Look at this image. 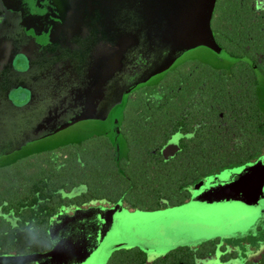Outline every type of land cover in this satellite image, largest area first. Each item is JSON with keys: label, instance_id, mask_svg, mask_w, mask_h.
Returning a JSON list of instances; mask_svg holds the SVG:
<instances>
[{"label": "flooded vegetation", "instance_id": "af4514ba", "mask_svg": "<svg viewBox=\"0 0 264 264\" xmlns=\"http://www.w3.org/2000/svg\"><path fill=\"white\" fill-rule=\"evenodd\" d=\"M23 1L0 0V27L5 28L7 57L11 58L14 74L31 71L27 57L33 56L17 52L23 47L20 44L26 42L25 39L42 44L59 34L57 26L62 22L60 10L64 6L59 0ZM210 29L216 45L237 61L227 69L214 68L195 58L185 59L159 80H146L144 85L131 91L119 126L126 144L125 156L115 160L116 151L106 136H93L80 144L66 145L73 146L75 162L83 168L78 152L90 143L100 144L102 148H97L96 152L101 161L125 180L127 188H118L116 195L94 194L80 181L69 189L60 190L53 198L55 205L49 210L52 212L47 226L49 249L0 256L22 257L49 252L51 229L58 228L62 220L82 215L74 226L67 223L63 227L74 237L85 225V242L89 247L86 251L90 252L86 258L90 264H100L97 261L104 252L107 255L103 264H264L263 246L246 244V248L238 250L226 246L218 237L201 242L173 241L180 234L178 228L182 216L188 213L186 207L197 199L192 194H204L203 186H207L208 177L243 170L259 164L261 159L264 165V124L255 129L252 125L254 108L264 116L257 95L258 84L264 88V0H215ZM221 60L220 56L216 57L220 65ZM37 63L42 72L48 70L44 58ZM9 98L20 106L28 101L29 92L23 87L12 88ZM242 113L245 127L237 124V115ZM140 127L147 130L140 131ZM254 130L260 142L253 143ZM243 137L244 148L240 142ZM172 139L178 150L165 158L163 148ZM62 148L42 153L57 157ZM237 151L245 155L255 152V156L221 167L220 156ZM126 171H209L210 174L182 181L169 190L162 189L157 197H140L135 195ZM142 203L149 205H140ZM37 205L39 208V203ZM2 212L0 208L1 215L9 214ZM196 235L190 237L194 239Z\"/></svg>", "mask_w": 264, "mask_h": 264}, {"label": "water", "instance_id": "95a60500", "mask_svg": "<svg viewBox=\"0 0 264 264\" xmlns=\"http://www.w3.org/2000/svg\"><path fill=\"white\" fill-rule=\"evenodd\" d=\"M214 2L59 0L64 5L57 26L60 35L42 44L33 39L20 44L23 47L17 52L33 56L27 57L31 71L24 74L13 72L2 25L0 168L93 136L110 140L116 161L125 156L119 126L131 91L146 80H159L185 59L227 69L237 61L213 39L210 19ZM42 58L47 64L45 73L37 63ZM17 87L29 92L28 101L20 106L9 98L10 90ZM257 95L264 112L263 85L258 84ZM173 140L163 148L165 158L178 150ZM19 258L0 256V264H19Z\"/></svg>", "mask_w": 264, "mask_h": 264}, {"label": "trees", "instance_id": "16d2710c", "mask_svg": "<svg viewBox=\"0 0 264 264\" xmlns=\"http://www.w3.org/2000/svg\"><path fill=\"white\" fill-rule=\"evenodd\" d=\"M255 111L254 108L253 129L255 126L264 124L262 121L264 116ZM237 118V124L245 127L244 113L237 115ZM139 130L147 129L140 127ZM252 140L253 143L260 142L255 130ZM240 142L244 148V137ZM253 145V151H255V144ZM237 146L240 147L239 144ZM97 148L102 146L93 142L86 145L80 153L78 152L79 158L84 163L83 168L75 162L76 152L74 153L73 146H66L61 149L57 157L50 153H41L0 169V208L3 210L2 213L9 212L7 217L0 214V254H28L49 249L47 226L52 216L49 210L52 205H55L53 198L60 190L69 189L71 185L80 181L85 182L94 194L107 192L116 195L118 188H127L128 184L125 180L101 161L99 152H96ZM254 156L255 152L247 155L238 151L233 154H222L220 165L222 167L233 162L245 161ZM126 174L134 185L135 195L140 197L156 195L157 197L162 189L175 188L182 181H192L210 172L126 171ZM41 199L43 201L39 202ZM140 205L148 206L149 204ZM25 206L28 208H24Z\"/></svg>", "mask_w": 264, "mask_h": 264}, {"label": "rangeland", "instance_id": "374dc122", "mask_svg": "<svg viewBox=\"0 0 264 264\" xmlns=\"http://www.w3.org/2000/svg\"><path fill=\"white\" fill-rule=\"evenodd\" d=\"M261 162L262 159L259 164L243 170L208 177L207 186H203L204 194H192L197 199L186 207L188 213L180 220V234L173 241L201 242L218 237L226 246L238 250L246 248V244L264 247V165ZM81 217L62 220L57 225L59 230L51 229L53 248L49 253L20 257L19 264H90L86 258L90 252L86 251L89 247L85 242V225L74 237L63 227L67 223L74 226ZM194 233L197 235L193 239L190 235ZM103 255L97 261L100 264L107 252Z\"/></svg>", "mask_w": 264, "mask_h": 264}]
</instances>
